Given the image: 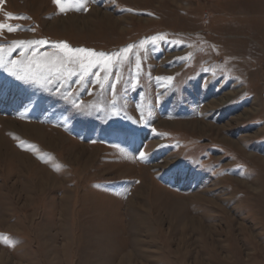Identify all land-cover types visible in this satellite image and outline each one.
Segmentation results:
<instances>
[{
  "label": "rangeland",
  "instance_id": "374dc122",
  "mask_svg": "<svg viewBox=\"0 0 264 264\" xmlns=\"http://www.w3.org/2000/svg\"><path fill=\"white\" fill-rule=\"evenodd\" d=\"M61 6L0 0V45L135 47L115 92L0 69V264H264V0Z\"/></svg>",
  "mask_w": 264,
  "mask_h": 264
},
{
  "label": "snow or ice",
  "instance_id": "6c2138e0",
  "mask_svg": "<svg viewBox=\"0 0 264 264\" xmlns=\"http://www.w3.org/2000/svg\"><path fill=\"white\" fill-rule=\"evenodd\" d=\"M53 3L60 7V11H64L62 0H53ZM86 4L87 0H82ZM8 19H23V17L9 15ZM7 30L12 33L19 30L18 26L0 23V31ZM162 35L153 36L152 43L158 40H164ZM145 42H140L143 48ZM48 51H41L45 47ZM134 45H130L115 55H106L104 53L97 54L84 48H71L66 42L55 45H49V42L43 39L29 41H13L7 46L0 45V69L6 71L10 76L22 81L26 84H36L40 87H47L50 91H63L65 98L72 95L71 84L83 85L90 75L96 77L95 83L101 89H104L105 82L115 75V81L111 82L110 87L115 92L117 84L120 83L121 74L116 69L117 64H123L128 59V54L132 52ZM19 50V58L6 60L5 57H11L13 52ZM142 63L137 59L135 64V72L131 79L127 81L132 89L138 87L140 81V71ZM75 80L73 81V78ZM161 87H168L173 82V77H157ZM67 86V88H66ZM117 101L112 100V111L115 112ZM73 107H81L76 101H72ZM141 120H144L141 113ZM141 157L144 153H139Z\"/></svg>",
  "mask_w": 264,
  "mask_h": 264
},
{
  "label": "bare ground",
  "instance_id": "6f19581e",
  "mask_svg": "<svg viewBox=\"0 0 264 264\" xmlns=\"http://www.w3.org/2000/svg\"><path fill=\"white\" fill-rule=\"evenodd\" d=\"M215 105H216V104H215ZM208 108H209V105H208ZM230 255H231V254H230ZM129 259H130V258H129ZM127 260H128V259H127ZM127 260H126V261H127Z\"/></svg>",
  "mask_w": 264,
  "mask_h": 264
}]
</instances>
